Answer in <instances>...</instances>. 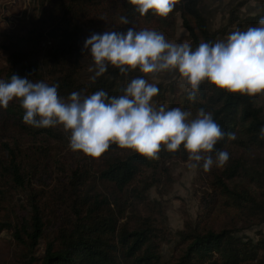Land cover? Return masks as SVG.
Masks as SVG:
<instances>
[{
  "label": "trees",
  "instance_id": "obj_1",
  "mask_svg": "<svg viewBox=\"0 0 264 264\" xmlns=\"http://www.w3.org/2000/svg\"><path fill=\"white\" fill-rule=\"evenodd\" d=\"M204 1L180 0L162 18L151 10L141 16L130 0H41L26 39L29 52L25 58L13 55V60L19 59L3 80L10 82L17 75L34 83L58 84L65 100L72 92L89 96L100 90L118 97L132 79L147 77L139 69L122 74L109 64L104 75L82 79L84 60L92 59L84 43L93 33L154 30L171 42L179 13L195 50L202 42L215 43L229 35L230 28L246 31L264 18V0H254L256 10L246 11L251 0H241L230 9L227 24L215 30L202 12ZM156 87L158 106L178 107L191 113L190 119L203 108L226 133L210 155L215 161L219 151H226L228 162L223 167L214 163L210 171L198 162L205 184L197 221H187L173 233L165 224L157 225L147 211L151 204L159 205L149 193L162 182V168L167 169L170 160H189L183 146L176 152L163 149L159 159L116 144L100 158L73 151L64 163L68 166L61 167L63 173L60 168L53 175L52 164L46 165L40 156L46 145L63 138V126L27 125L25 110L14 98L7 109L0 106V234L7 231L14 240L12 259L0 264H264V232L257 230L256 237L243 233L264 224V140L259 138L264 94L231 93L204 81L196 99L190 100L186 81ZM12 132L39 139L43 147L29 150L17 140L12 143ZM172 241V255L166 258L163 243Z\"/></svg>",
  "mask_w": 264,
  "mask_h": 264
},
{
  "label": "clouds",
  "instance_id": "obj_2",
  "mask_svg": "<svg viewBox=\"0 0 264 264\" xmlns=\"http://www.w3.org/2000/svg\"><path fill=\"white\" fill-rule=\"evenodd\" d=\"M179 2L130 0L141 16L151 10L162 18H167ZM121 21L128 24L126 17ZM89 48L95 68L93 80L104 75L111 64L122 74L139 69L153 78L157 73L178 70L191 88L190 100L196 99L204 81L231 93L264 94V18L256 27L233 31L226 40L202 42L195 50L187 43H170L154 30L133 28L126 33H93L84 43V49ZM58 87L12 75L10 82L0 80V106L7 109L14 98L19 99L25 110L24 123L35 128L62 125L70 132V148L93 158H100L112 144L149 159H159L163 149L176 152L183 146L190 161H203L204 171H210L214 163L223 167L230 158L223 150L215 161L210 155L226 135L210 113L201 108L196 118L190 119L191 113L178 107L157 109L154 97L159 90L142 77L127 83L124 94L118 97L100 90L89 96L72 92L65 100ZM227 135L235 139L234 133ZM259 138L264 140V126Z\"/></svg>",
  "mask_w": 264,
  "mask_h": 264
},
{
  "label": "rangeland",
  "instance_id": "obj_3",
  "mask_svg": "<svg viewBox=\"0 0 264 264\" xmlns=\"http://www.w3.org/2000/svg\"><path fill=\"white\" fill-rule=\"evenodd\" d=\"M241 0H205L201 6L202 12L208 19L210 28L218 30L225 26L228 21L230 9ZM250 3H256L251 0ZM41 0H0V80H3L6 73L17 62L18 57L25 58L28 51L26 47V39L29 36L34 18L38 15L42 8ZM245 10V8H244ZM246 11V10H245ZM235 28L229 29L234 31ZM89 32V30H88ZM92 33V32H90ZM187 30L183 27L181 15L178 13L176 17L175 37L170 42L173 44H189L187 38ZM226 36H219V41L225 40ZM47 43H42L46 46ZM20 52H23L22 55ZM17 59V60H16ZM85 69L81 72V78L87 79L95 75L94 61L85 59ZM147 81L152 84L164 83L177 80L184 82L178 70L157 73L155 78L151 74H145ZM157 107L156 101H154ZM166 105H168L166 103ZM160 106L157 107V109ZM12 136L8 138L10 142L15 140L22 143L23 148L35 149V147H43V141L33 139L12 132ZM34 143V146L32 145ZM46 152L40 156V161L53 167V175L59 172L66 161L70 160L73 150L70 148V132L63 131V138L54 140L50 145H46ZM75 154H78L75 152ZM32 157L35 155H31ZM36 158V156H35ZM37 159V158H36ZM59 159V161H56ZM51 162V163H49ZM167 169L162 168V182L153 186L150 190V199L157 200L159 205L149 204L151 208L147 210L149 214L156 219L159 226L166 225L173 233L183 229L187 221L196 222L202 209V199L200 188L205 184V175L200 170L199 165L195 161L170 160ZM197 164V167H191ZM65 167H63L64 169ZM62 170V168H61ZM60 170V171H61ZM63 173V170L61 171ZM62 175V174H61ZM147 206V207H148ZM163 222V223H162ZM264 232V224L248 228L243 233H247L252 237H256L257 230ZM174 242L163 243V254L166 258L172 255ZM14 252V240L11 233L3 231L0 234V261L12 259Z\"/></svg>",
  "mask_w": 264,
  "mask_h": 264
},
{
  "label": "crops",
  "instance_id": "obj_4",
  "mask_svg": "<svg viewBox=\"0 0 264 264\" xmlns=\"http://www.w3.org/2000/svg\"><path fill=\"white\" fill-rule=\"evenodd\" d=\"M256 3H249L246 7H245V10H248V9H255L256 10Z\"/></svg>",
  "mask_w": 264,
  "mask_h": 264
}]
</instances>
